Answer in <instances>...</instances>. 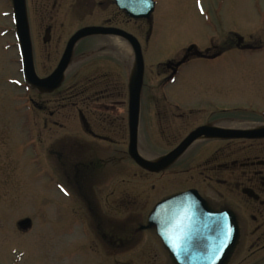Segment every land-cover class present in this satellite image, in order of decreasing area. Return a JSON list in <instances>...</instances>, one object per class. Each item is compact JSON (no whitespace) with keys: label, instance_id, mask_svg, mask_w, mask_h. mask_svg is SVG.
Returning a JSON list of instances; mask_svg holds the SVG:
<instances>
[{"label":"flooded vegetation","instance_id":"af4514ba","mask_svg":"<svg viewBox=\"0 0 264 264\" xmlns=\"http://www.w3.org/2000/svg\"><path fill=\"white\" fill-rule=\"evenodd\" d=\"M9 1L12 4V0H7ZM117 1L25 0L34 66L39 78H46L53 70L44 76L37 72L31 33L34 27L33 15H37L42 21L46 20L42 26V41L48 45L55 43L53 34L61 14H77L86 6L94 14L97 8L99 20L82 28L96 26L100 28L99 33L80 40L77 45L88 38H106L108 41L97 45L96 54L106 55L103 60L93 62L94 69L99 71L98 75L67 87L64 86V79L57 90L41 92L25 81L14 26L22 83L15 79H7V83L26 89L23 99L27 122L23 128L30 136L29 144H19L14 148L19 151L23 147L37 149L41 143L40 132L37 134V113L43 112L46 117L42 129L52 132L53 127L58 125L54 122L57 114L54 101L58 100L66 101L65 105L71 102L72 107L65 111V118L70 121L74 114L78 115L83 137L62 145L63 152H69L68 156L59 152L63 159L64 183L67 185L61 191L65 196L71 197V187L79 199L76 203L72 198L71 203L64 205L67 221L55 224L52 219L53 204L47 206L46 211L52 218L47 220L45 236H36L38 228L33 230L35 219L23 216L16 222V231L24 236L28 233L31 235L28 241L30 246L24 247V250L32 251L30 260L24 259L27 251L17 252L11 249L10 255L13 257L0 264H147L149 260H169L174 264L171 243L175 241L176 230L173 232V229L193 224L207 226L210 210L232 213L239 228V240L227 264L240 260L241 255L248 252L251 256L260 258L258 264H264V130H260L264 127V107L257 102L231 107L228 100H224L228 97L231 83L229 63L232 61L227 60V57L232 51L262 52L263 43H246L235 33L236 39L231 43L229 30L223 35L219 34L218 27H213V17L217 12L212 3L210 11L198 4L208 29L205 41L181 46L173 58L154 63V72L149 78L153 80L150 83L145 51L154 34L161 0H151L152 12L141 18L129 16L118 6ZM149 1L143 0L140 3ZM216 3L223 8L222 1ZM13 15L12 11V17ZM221 16L224 26V15ZM118 30L137 39L144 61L139 153L154 160L169 154L193 135L191 144L175 162L158 172L142 168L129 156V77L133 53L129 43L114 34ZM123 50L128 53L124 54ZM109 57L125 63V84L115 80V73L108 68L111 60ZM21 99V95L13 98L19 103L17 109L12 108L15 118L21 110ZM72 99L78 101L72 102ZM263 102L264 99L260 103ZM237 114H244L249 118H240ZM251 116L258 118H250ZM141 129L149 137V143L154 141L157 133L156 139L162 141L167 150L160 154L142 150ZM122 132L126 135L128 160L143 172L140 189H135L134 179L129 177V193L115 187L117 182L112 181V175L115 174L113 171H105L108 167L110 170L116 167L119 158L118 137ZM54 144L51 141L47 151V159L50 161L46 162L48 194L51 183L53 184L54 166L51 160ZM147 147L145 146L146 149ZM35 157H38V151ZM102 181L107 188L97 194L93 184H101ZM172 181L177 183V187L170 186ZM179 195L184 197L176 204L167 203ZM122 196H129V203ZM158 204H163V207L154 217ZM35 208L34 212L41 210L37 205ZM117 214L123 215L125 219L114 220ZM128 216L129 219H126ZM23 220H29V223L19 225ZM155 226L163 228L162 235L158 234ZM175 248L180 251L177 252L180 256L186 253L183 250L187 245L178 242ZM247 256L243 259H247Z\"/></svg>","mask_w":264,"mask_h":264},{"label":"rangeland","instance_id":"374dc122","mask_svg":"<svg viewBox=\"0 0 264 264\" xmlns=\"http://www.w3.org/2000/svg\"><path fill=\"white\" fill-rule=\"evenodd\" d=\"M217 1L223 2L222 9L220 4L217 5ZM211 3L214 11L217 12V15L213 17L212 24L213 27L220 29L219 34L224 35L229 30L231 43L236 39L235 33L243 38L246 43L254 45L263 43L264 45V0H161L158 5V15L155 19L154 34L145 51L148 82L151 83V80H153L149 78L152 75L151 73L154 72V63L173 58L180 51L181 46L183 47L191 42L201 44L205 41V32L208 29L204 24L198 4L204 6L205 10L210 11ZM96 9L94 14L89 11L90 9L87 6L77 14L68 13L64 16L61 14L57 21V29L53 34L55 43L48 45L42 41V26H44L46 20H40L37 15L32 16V26L34 27L31 29V33L35 48L34 57L36 69L40 76L55 70L69 39L78 29L85 25L94 24L99 20V12ZM221 14L224 15V26H222ZM14 26L11 2L0 0V263H4L8 260L7 258L13 257L10 255L11 249L17 252H25L27 250H24V247L30 246L28 241L31 235L28 233L24 236L16 231V222L23 216H31L35 219L33 230L38 228L35 232V235L38 234L36 236H45L48 225L47 220L52 218L51 214L49 215L46 211L47 206L53 204L54 216L52 219L55 224L63 222V220L67 221V212L64 205L71 203L72 198L76 203L79 199H77V193L71 187V197L65 196L61 191L67 185L64 183L63 159L60 153L64 151L63 144L76 142V140H81V137H83L80 132L78 115L74 114L75 116L73 115L70 121L65 118V111L72 107L71 102L65 105L66 101L58 100L54 101V108L57 110L54 122H57L58 125L53 127L52 132L42 129L46 117L43 112L37 113V134L40 132L41 136V143L37 149L30 150L23 147L19 151L14 148L18 147L19 144L27 145L30 141L27 130L25 131L23 128V125L27 122L24 115L27 110H25L23 99L26 89L23 86L18 87L7 83V79H15L18 83H22ZM221 38L222 36H220ZM220 39L218 38V41ZM107 41L106 38H99L98 40L97 38H88L77 45L72 64L66 73L65 87L99 74V71L94 69L93 62L103 60L106 55L99 56L96 54V49H98L97 45ZM126 51L123 50L124 54L128 53ZM110 59L108 68L115 73V80L125 84V63L117 61L113 57ZM227 60L232 61L229 63L231 83L229 84L228 97L224 100H228L231 107L246 105L247 102H257L264 107V102L260 103L264 99V50L252 53L232 51ZM238 61L242 62L239 63ZM208 75L210 76L209 73ZM18 95H21L22 98L21 110L15 118L12 114V108L16 107L17 109L19 103L13 98ZM71 101L76 102L78 99H72ZM237 115H240L237 116L240 118H249L244 114ZM250 118L258 117L251 116ZM140 134L142 150H150L153 154H160L167 150L163 142L156 139L157 133H155V139L152 143H149V137H147L144 129H141ZM118 139L120 140L117 154L119 158L116 167L113 170L108 167L105 171H113L115 174L112 175V181L117 182L115 187L127 190L129 193V177L134 179L135 189H140L141 186L139 185L143 180V172L130 159L128 160L127 140L125 141L126 135L124 132L119 133ZM51 141L55 143L53 146L54 155L52 160L50 158L54 166V175L53 184L51 183L50 186L51 191L48 194L47 184L49 180L46 178V170L48 169L46 162L50 163L47 159V151ZM145 146L149 147L146 149ZM15 151L17 152L15 153ZM37 151L38 157L36 158L35 153ZM68 154L69 152L65 150L64 155L68 156ZM103 183L102 181L101 184H93L95 193L98 194L107 188ZM170 186L177 187V183L172 181ZM122 197L126 198L127 203H129V196ZM36 205L38 209H41L39 212H34ZM117 215L114 220L125 219L123 215ZM126 219H129V216ZM27 252L24 259L29 261L32 251L28 249ZM247 254L241 255L240 260L236 259L231 264L259 263L260 258L251 256L250 252ZM244 256H247V259L244 260ZM136 261L140 262L139 260ZM147 264H171V262L169 260H149Z\"/></svg>","mask_w":264,"mask_h":264},{"label":"water","instance_id":"95a60500","mask_svg":"<svg viewBox=\"0 0 264 264\" xmlns=\"http://www.w3.org/2000/svg\"><path fill=\"white\" fill-rule=\"evenodd\" d=\"M16 34L22 57L25 81L41 92H52L58 89L72 64L74 49L77 43L87 37L97 35L99 27L87 26L78 30L69 39L64 53L55 70L46 78H39L35 71L29 25L26 13L25 0H12ZM118 6L133 18L147 16L153 10V2L147 3L117 1ZM123 37L131 47L133 53V66L129 77V156L142 168L151 171H161L168 168L189 147L193 135L186 138L177 148L165 156L154 160L145 158L138 150L139 115L141 103V90L143 85L144 61L141 46L137 39L124 31L114 33ZM260 130H264L262 127ZM184 196H175L167 203L176 204ZM163 207L158 204L154 217ZM207 226L199 224L180 226L176 230V238L171 247L172 262L174 264H227L239 240V228L235 216L230 212L209 211ZM153 219V218H152ZM29 220H23L19 225H27ZM158 234L162 235L163 228L155 226ZM179 233V234H178ZM178 242L187 245L180 256L175 246ZM178 252V253H177Z\"/></svg>","mask_w":264,"mask_h":264},{"label":"snow or ice","instance_id":"6c2138e0","mask_svg":"<svg viewBox=\"0 0 264 264\" xmlns=\"http://www.w3.org/2000/svg\"><path fill=\"white\" fill-rule=\"evenodd\" d=\"M137 2H143V0H137Z\"/></svg>","mask_w":264,"mask_h":264}]
</instances>
